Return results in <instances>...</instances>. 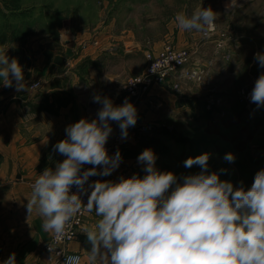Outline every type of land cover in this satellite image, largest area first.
<instances>
[{
    "label": "clouds",
    "instance_id": "1",
    "mask_svg": "<svg viewBox=\"0 0 264 264\" xmlns=\"http://www.w3.org/2000/svg\"><path fill=\"white\" fill-rule=\"evenodd\" d=\"M216 19L217 13L203 6L174 17L181 31L204 36ZM6 53L0 48V84L15 87L17 92L28 91L23 66ZM254 61L264 68V53H255ZM156 69L157 62L151 71L163 79L166 73ZM93 100L102 105L97 117L81 118L66 127V138L53 145L65 159L54 170L46 167L26 198L28 217L35 210L43 230L53 237L50 254L59 255L56 246L65 238L72 239V221L83 209L100 218L84 231L91 245L89 264H264V169L255 173L249 188L243 182L234 187L220 178L226 169L209 172L210 156L203 153L183 162L185 168L198 166L200 171L185 175L181 183L174 172L159 171L156 154L146 148L137 157L144 166L143 177L96 180L85 188L89 177L109 176L122 162L119 149L109 156L106 148L112 133L110 122L119 124L122 139L137 123V110L127 98L119 106L99 94ZM250 101L257 108L264 107V73L256 79ZM224 160L232 163L235 155L229 152ZM84 165L92 167L82 171ZM73 186L77 192L71 191ZM82 194H87L86 204ZM80 261V256L66 255L64 264ZM3 264H16L15 253Z\"/></svg>",
    "mask_w": 264,
    "mask_h": 264
},
{
    "label": "rangeland",
    "instance_id": "2",
    "mask_svg": "<svg viewBox=\"0 0 264 264\" xmlns=\"http://www.w3.org/2000/svg\"><path fill=\"white\" fill-rule=\"evenodd\" d=\"M0 4L6 9L2 2ZM199 6L211 7L217 13V31L234 40L229 43L234 54L230 61H225L216 47L200 56L191 48V43L199 45L213 41L216 46L215 38L206 40L201 33L181 31L177 27L174 20L177 13L191 14ZM22 10L18 15H3V29L8 25L13 29L17 27V31H11L13 38L17 36L23 40L31 34L45 36L51 38L52 47L65 48L87 32L93 36L89 44L84 43L86 45H96L95 41L100 44L95 36L102 40L106 36L114 44L106 55L101 54L94 62L99 77L91 79L89 67L80 69L85 62L91 61L86 57L77 68L79 78L70 81L82 105L84 118L88 120L95 119L102 107L94 102L95 95L114 102L124 85L143 73L166 44L189 49L202 67L206 66L204 62L214 61L209 76H215L226 115H207L202 101L193 120L171 125V132L177 134L180 141L169 140L167 152L158 160L160 171L174 172L182 183L185 175L200 171L198 166L185 168L183 162L189 157L209 153V172L226 169L220 173L222 180L232 182L234 187L243 182L247 189L255 173L264 169V107L247 108L239 96L240 91L252 88L258 72H264L254 61L255 53H264V0H23ZM184 39L193 41L184 45ZM71 117H78V113H72ZM229 152L235 155L232 163L224 160ZM57 153L53 146L46 150L49 158ZM50 168L54 166L51 164Z\"/></svg>",
    "mask_w": 264,
    "mask_h": 264
},
{
    "label": "crops",
    "instance_id": "3",
    "mask_svg": "<svg viewBox=\"0 0 264 264\" xmlns=\"http://www.w3.org/2000/svg\"><path fill=\"white\" fill-rule=\"evenodd\" d=\"M9 14L18 15L20 12L7 11L0 4V48L7 50L9 59L17 58L23 66L28 91L17 92L15 87L5 88L0 84V264L12 253L16 255V264H51L45 248L52 235L43 230L42 218L35 210L28 217L26 198L30 197L31 185L39 174L46 167L50 168L51 164L55 169L56 163L65 159L58 157V153L49 158L46 150L66 138L65 129L68 125L84 118L77 92L70 87V81L75 82L80 76L78 66L86 57L97 62L101 54L106 55L108 48L114 44L106 36H103L104 40L95 36L100 44L95 41L96 45H86L84 43L89 44L93 36L87 32L80 34L75 44L65 48L52 47L51 38L45 36L35 37L31 34L20 40L17 36L13 38L11 32L17 31V27L13 29L8 25L7 29H3V15ZM190 41L193 40L184 39V45H190ZM193 44L196 42L191 43V48L197 50L200 56L205 55V52L210 53L215 47L213 41ZM84 46L86 49L82 50ZM203 65H207V61ZM96 70L95 67L89 69L91 79L99 77ZM210 79L212 86L217 87L215 76ZM36 84L38 88H33ZM63 93L73 94L76 103L61 109L58 116L31 111V104H40L46 98L52 102L53 96ZM205 94L206 90L191 84L184 85L182 91L177 93L172 90V82L169 81L164 86L151 85L144 97L133 101L137 110V123L129 127L126 139L121 138L119 124L110 122L112 133L107 144H113L115 138L120 139L122 162L111 173L109 181L115 182L121 176L130 177L134 174L143 177L146 174L144 166L138 163L137 157L146 148L156 154V168L160 171L158 160L164 152L159 146H170V139L161 130L171 131V125L178 126L181 122L193 120L198 115L197 106L204 101ZM126 96L124 91L121 92L113 104L117 105L118 99ZM74 112L78 113V117H71ZM139 129L145 131L139 132ZM99 219L94 211L90 212L78 239L68 246L69 252L82 256L81 264H89L87 251L91 249L84 231L94 226Z\"/></svg>",
    "mask_w": 264,
    "mask_h": 264
},
{
    "label": "built area",
    "instance_id": "4",
    "mask_svg": "<svg viewBox=\"0 0 264 264\" xmlns=\"http://www.w3.org/2000/svg\"><path fill=\"white\" fill-rule=\"evenodd\" d=\"M212 37L215 38V47L217 51L222 54V58L225 59V61H230L234 56V54H232V52L230 51L231 49L229 48V43L234 41L232 37L226 33H219L216 29L215 24L210 30L209 34L207 36H204V39L209 40ZM156 62L157 72L162 74L166 73V75L163 76V79H161L159 74L153 73L151 71L152 65ZM214 66V61L209 60L207 61V65L205 67H202L194 59V55L189 49L178 48L176 46L166 44L160 50L158 55L152 60H150L143 73L132 78L127 84L124 85L123 91L126 93L127 96L120 97L116 106L122 105L125 101V98H127L128 101L131 103L137 99H141L147 93L149 87L153 84L164 86L169 81H171L172 90L177 93H180L184 85L188 84H192L202 88L203 90H206L208 95L205 97L204 100L205 111L212 113V115L215 113L219 114V116L221 117H224L226 115L224 111V100L221 96L219 89L216 86H212L209 79V73L212 72V68ZM261 73L264 72H258L256 77L254 78L252 88L254 87L255 81ZM33 88H38V84L34 85ZM252 88L247 90L244 89L239 93L241 102L244 103L246 107L250 109L255 106V104L250 101V93ZM140 131L144 132L145 129H139V132ZM106 148L109 156H113L117 149L121 151L120 139L115 138L113 144H106ZM91 167L92 165H84L82 171L87 170ZM97 171H102V166L98 167ZM109 176L96 175L89 177L85 188L88 187V184H91L96 180H109ZM71 191L77 192L78 189L73 186ZM90 191L91 189H88V194H90ZM81 199L83 203L86 204L87 194H82ZM89 214L90 212L82 209V212L73 219L72 228L69 230V234L72 236V239L65 238L60 244L56 246L58 247L56 249V252L60 253L59 255H57L56 253L50 254L48 251V245L53 240V237L51 236V240L45 248L48 260L51 264H64L66 255L80 256V264L82 263V256L77 253L69 252L68 246L78 239L80 233L86 226L87 217Z\"/></svg>",
    "mask_w": 264,
    "mask_h": 264
},
{
    "label": "trees",
    "instance_id": "5",
    "mask_svg": "<svg viewBox=\"0 0 264 264\" xmlns=\"http://www.w3.org/2000/svg\"><path fill=\"white\" fill-rule=\"evenodd\" d=\"M22 1L23 0H0V2L3 3V6L8 11H14V12H20L22 13ZM92 68L95 67L94 62L88 61L85 62L83 65L80 66V69L84 68ZM76 98L73 94L70 93H63L53 96L52 102L48 98H46L44 101H42L40 104L30 105L31 111L34 113H40V112H47L50 115L58 116L61 109L67 108L68 106L75 104ZM207 115H212L210 112H206ZM161 133L169 138L170 140H174L175 142H179L180 138L175 134L174 132H171L167 129L161 130ZM157 145H160L159 141H156ZM161 147V150L165 153L167 152V147L165 145L159 146Z\"/></svg>",
    "mask_w": 264,
    "mask_h": 264
}]
</instances>
